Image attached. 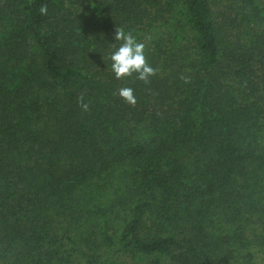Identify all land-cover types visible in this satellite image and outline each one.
Listing matches in <instances>:
<instances>
[{"label":"trees","instance_id":"trees-1","mask_svg":"<svg viewBox=\"0 0 264 264\" xmlns=\"http://www.w3.org/2000/svg\"><path fill=\"white\" fill-rule=\"evenodd\" d=\"M0 264H264V0H0Z\"/></svg>","mask_w":264,"mask_h":264},{"label":"clouds","instance_id":"clouds-1","mask_svg":"<svg viewBox=\"0 0 264 264\" xmlns=\"http://www.w3.org/2000/svg\"><path fill=\"white\" fill-rule=\"evenodd\" d=\"M42 15H47L48 6L42 4L39 8ZM114 40L120 42L119 45L113 44V51L110 54L111 69L118 80L133 77L144 82L150 83V78L155 76L157 69L152 67L145 55L146 44L138 41L132 31H125L123 27H116L114 32ZM182 79L185 77L181 76ZM187 82V80H186ZM117 95L126 103L135 106L137 99L134 95V90L131 87H122L118 89ZM78 106L85 112L89 111V103L85 102L84 95L81 94L77 98Z\"/></svg>","mask_w":264,"mask_h":264},{"label":"rangeland","instance_id":"rangeland-1","mask_svg":"<svg viewBox=\"0 0 264 264\" xmlns=\"http://www.w3.org/2000/svg\"><path fill=\"white\" fill-rule=\"evenodd\" d=\"M123 258H125V260H126L127 262H129V263L138 262V260H137V259L130 258V257H128V256H125V257H123Z\"/></svg>","mask_w":264,"mask_h":264}]
</instances>
